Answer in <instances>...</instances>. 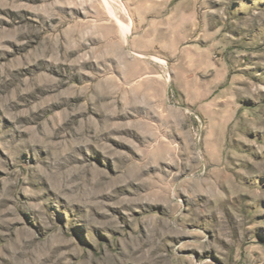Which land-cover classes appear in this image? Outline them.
I'll return each instance as SVG.
<instances>
[{
	"label": "rangeland",
	"instance_id": "1",
	"mask_svg": "<svg viewBox=\"0 0 264 264\" xmlns=\"http://www.w3.org/2000/svg\"><path fill=\"white\" fill-rule=\"evenodd\" d=\"M112 1L116 70L92 12L0 0V264H264V0Z\"/></svg>",
	"mask_w": 264,
	"mask_h": 264
},
{
	"label": "bare ground",
	"instance_id": "2",
	"mask_svg": "<svg viewBox=\"0 0 264 264\" xmlns=\"http://www.w3.org/2000/svg\"><path fill=\"white\" fill-rule=\"evenodd\" d=\"M30 1V0H29ZM33 2H38L39 0H31ZM66 5H71L73 6L72 9H70L71 12H75L78 14H81V11H87L88 15L92 12L93 14L96 15V25L91 26V29L93 32L91 33L90 31L88 32V35L85 33L83 36L78 40V44L83 48H88L90 46H96L97 50H102L105 48L107 45H111L113 47V55L111 56H106L103 58V62L106 63L107 61L111 62V67L113 70L118 69V56L121 53H124V55L127 57V54L123 51V41L125 38H127L130 35L131 32V27L123 23L121 20L122 16L125 15L126 8H121L115 4L114 1L112 0H64ZM60 9V8H59ZM62 11H68V7L64 6L61 8ZM121 15V16H120ZM103 21H108L112 25V34H106L105 36L102 35H97V32H101L102 27L100 26V23ZM86 24H89L86 22ZM90 29V30H91ZM94 30L97 31L94 33ZM120 43V48L117 47V41ZM146 52L144 53H135L136 56L140 58L147 59L148 55H151L152 53V44L150 47L147 48ZM72 49H70L71 51ZM69 51V52H70ZM68 52V51H67ZM74 52V51H73ZM152 56V61L156 64H158L161 67L166 66V60L162 59L161 57H157L155 55ZM101 60V61H102ZM84 61V60H83ZM100 61V62H101ZM85 62V61H84ZM87 63V62H86ZM102 63V62H101ZM103 63V64H104ZM105 66V64H104ZM150 74V73H149ZM111 84L114 83V79H110ZM116 87L114 84L112 85ZM117 93L111 91L103 95L102 100L106 101L107 106L110 108L111 112L114 114H111L110 116H115V105L117 104V98H116ZM135 96V95H134ZM114 129V128H112ZM132 135L141 138L140 134L137 132H131Z\"/></svg>",
	"mask_w": 264,
	"mask_h": 264
},
{
	"label": "crops",
	"instance_id": "3",
	"mask_svg": "<svg viewBox=\"0 0 264 264\" xmlns=\"http://www.w3.org/2000/svg\"><path fill=\"white\" fill-rule=\"evenodd\" d=\"M192 87V86H191Z\"/></svg>",
	"mask_w": 264,
	"mask_h": 264
}]
</instances>
